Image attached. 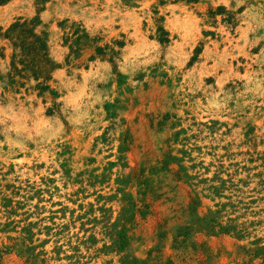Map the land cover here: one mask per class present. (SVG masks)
I'll list each match as a JSON object with an SVG mask.
<instances>
[{"label":"rangeland","instance_id":"374dc122","mask_svg":"<svg viewBox=\"0 0 264 264\" xmlns=\"http://www.w3.org/2000/svg\"><path fill=\"white\" fill-rule=\"evenodd\" d=\"M0 2V264H264V0Z\"/></svg>","mask_w":264,"mask_h":264},{"label":"trees","instance_id":"16d2710c","mask_svg":"<svg viewBox=\"0 0 264 264\" xmlns=\"http://www.w3.org/2000/svg\"><path fill=\"white\" fill-rule=\"evenodd\" d=\"M1 3V2H0Z\"/></svg>","mask_w":264,"mask_h":264}]
</instances>
